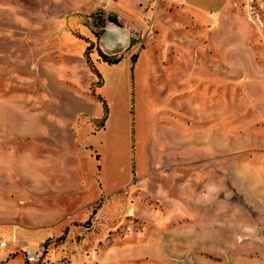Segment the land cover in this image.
Instances as JSON below:
<instances>
[{
  "label": "rangeland",
  "instance_id": "obj_1",
  "mask_svg": "<svg viewBox=\"0 0 264 264\" xmlns=\"http://www.w3.org/2000/svg\"><path fill=\"white\" fill-rule=\"evenodd\" d=\"M44 217L68 264H264V0H0V225Z\"/></svg>",
  "mask_w": 264,
  "mask_h": 264
},
{
  "label": "crops",
  "instance_id": "obj_2",
  "mask_svg": "<svg viewBox=\"0 0 264 264\" xmlns=\"http://www.w3.org/2000/svg\"><path fill=\"white\" fill-rule=\"evenodd\" d=\"M183 9L193 14L197 21H205L221 14L229 5L231 0H173ZM172 170V169H169ZM174 173L173 171L170 174ZM71 218V217H70ZM54 220L44 218L37 219L36 222L21 225L11 222H3L0 226L4 228L9 247L0 254V264H25L19 256H12L14 251V242L36 244L43 242L58 232V228L64 225V222L56 225Z\"/></svg>",
  "mask_w": 264,
  "mask_h": 264
},
{
  "label": "built area",
  "instance_id": "obj_3",
  "mask_svg": "<svg viewBox=\"0 0 264 264\" xmlns=\"http://www.w3.org/2000/svg\"><path fill=\"white\" fill-rule=\"evenodd\" d=\"M7 248L6 238L0 234V254ZM45 242H39L36 244L21 243L19 241L14 242V251L12 256L19 255L25 264H68L64 261H56L46 258Z\"/></svg>",
  "mask_w": 264,
  "mask_h": 264
},
{
  "label": "trees",
  "instance_id": "obj_4",
  "mask_svg": "<svg viewBox=\"0 0 264 264\" xmlns=\"http://www.w3.org/2000/svg\"><path fill=\"white\" fill-rule=\"evenodd\" d=\"M108 19H109L110 22H113V23L116 24V19H114L112 17H109ZM99 52H100V55H101L102 59L107 61V62L113 63V62H116L118 60V59L112 60L109 57H107L103 52H101V51H99Z\"/></svg>",
  "mask_w": 264,
  "mask_h": 264
}]
</instances>
